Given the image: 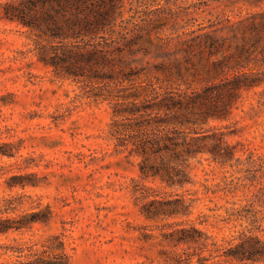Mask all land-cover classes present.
Here are the masks:
<instances>
[{
	"label": "rangeland",
	"instance_id": "374dc122",
	"mask_svg": "<svg viewBox=\"0 0 264 264\" xmlns=\"http://www.w3.org/2000/svg\"><path fill=\"white\" fill-rule=\"evenodd\" d=\"M19 1L0 0V207L17 206L10 216L18 217L49 206L52 215L46 223L0 235V246L31 245L62 234L70 245V264H186L181 260L195 248L169 245L168 231L196 225L222 244L223 237L250 226L246 219L236 220L239 214L252 216L256 208L264 216V205L251 204L254 185H237L236 193L229 192L234 177L255 174L246 171L258 167L248 163L249 153L264 155V83L243 92L229 119L203 126L232 132L230 143L250 149L237 153L243 173L206 154L184 164L187 184L170 186L160 178H144L142 156L131 152L132 145L117 146L112 134L115 111L129 108L132 94L140 96L144 110L166 89L199 91L208 85L207 66L222 60L223 51L212 55L200 36L227 26L228 18L236 21L261 10L264 0H92V6L83 5L86 12L93 14L92 7L112 18L85 41L40 37L4 18L5 3ZM63 1L71 15L74 1ZM222 35L226 54L235 53L233 32L226 29ZM87 49L106 59L88 64L83 58ZM260 50L256 55L261 58ZM40 54L54 63L41 61ZM249 69L264 74V66ZM121 74L131 81L118 86L89 78ZM147 113L146 122L165 112ZM15 181L30 183L10 187ZM178 199L186 201L178 215L150 219L143 213L153 200ZM230 216V223L220 221ZM11 259L0 255V262ZM187 264H198L197 257Z\"/></svg>",
	"mask_w": 264,
	"mask_h": 264
},
{
	"label": "trees",
	"instance_id": "16d2710c",
	"mask_svg": "<svg viewBox=\"0 0 264 264\" xmlns=\"http://www.w3.org/2000/svg\"><path fill=\"white\" fill-rule=\"evenodd\" d=\"M73 1L75 10L71 15L67 13L68 6H65L68 2L63 0L7 2L4 5L3 17L37 31L40 37L77 41H85L86 37L95 38L101 27L110 22L112 14L97 12L92 7L93 14H89L83 5L86 4L87 8L92 6V0ZM227 23V26L217 27L215 33L200 36V43L204 44L212 55L223 51L222 60L207 66L208 85L199 91L191 86L186 91L166 89L162 94L163 97L157 96L158 100L153 106L144 110L137 102L140 96L132 94L131 97L134 98L129 108L115 111L117 119L113 124L117 129L112 130V134L119 139L117 146L129 148L132 145L131 152L142 156L141 173L144 178H160L170 186H184L188 183L184 164L206 154L221 166L230 165L234 172L243 173L244 169L239 167L243 161L241 157H237V153L239 151L247 153L250 149H247L242 142L230 143L228 139L233 135L232 132L216 127L204 129L203 126L208 125L212 119L220 121L229 119L243 92L251 91L264 83L263 72L249 69L252 65L264 66V8L242 14L236 21L228 18ZM226 29L233 32L232 38L238 42L235 53L226 54V48L221 41L224 36H218ZM260 47L261 58L256 55ZM84 54L83 58L88 64L105 58V55L96 49H87ZM39 59L47 64L54 63L52 59L48 60L46 54H40ZM178 75L182 76V74ZM93 77L108 79L118 86L131 81L130 76L125 74L105 78L89 76L90 79ZM125 97L130 98V96ZM150 109L164 111V116L158 117V120L153 117V121L146 122V116L151 115L147 113ZM128 119L136 122L123 125L122 122ZM121 125L124 126L122 130L119 128ZM199 126L202 128L198 129ZM123 131L124 136H118L119 133L123 134ZM127 132L134 133L127 134ZM1 153L10 157L15 156L10 151ZM248 163L253 166L258 165L256 169L246 170L255 171V174L234 177L231 180L233 187L229 192L236 193L239 189L237 185L244 188L254 185L257 189L251 195L253 199L251 204L258 202L264 205V155H256L251 151ZM14 179L16 178H12ZM18 181L10 183V187L17 185L24 187L30 183ZM185 203L184 199L153 200L150 202L151 208H147L143 213L150 219L178 215L180 206ZM17 210H19L17 206L0 207V235L21 231L35 223H46L52 215L47 206L39 213L25 211L18 217L10 216L11 212ZM260 212L261 210L255 208L252 216L239 214L236 220L246 219L250 226L230 237H223L222 244L213 234L199 229L196 225L170 230L165 234V239L169 245L176 248L183 246L195 248V253H188L187 257L181 260L188 261L185 262L186 264L191 263L195 257L198 259V264H264V216H259ZM232 220L230 216L220 221L230 223ZM0 247L3 249L0 255L15 257L0 264H70L72 258L70 245L62 234L51 235L45 241L31 245ZM207 250L211 252L210 256L204 254Z\"/></svg>",
	"mask_w": 264,
	"mask_h": 264
}]
</instances>
